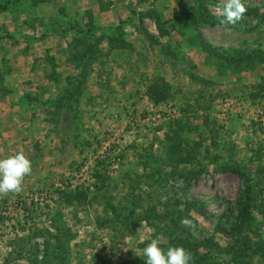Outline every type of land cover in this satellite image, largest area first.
<instances>
[{
    "label": "rangeland",
    "instance_id": "1",
    "mask_svg": "<svg viewBox=\"0 0 264 264\" xmlns=\"http://www.w3.org/2000/svg\"><path fill=\"white\" fill-rule=\"evenodd\" d=\"M243 2L234 28L195 30L173 17L194 0H0V158L32 162L0 197V264H144L152 238L190 264H264V0ZM195 31L256 58L218 64ZM154 77L170 85L156 104ZM225 167L247 174L233 231L242 185ZM184 201L205 214L188 233Z\"/></svg>",
    "mask_w": 264,
    "mask_h": 264
},
{
    "label": "trees",
    "instance_id": "2",
    "mask_svg": "<svg viewBox=\"0 0 264 264\" xmlns=\"http://www.w3.org/2000/svg\"><path fill=\"white\" fill-rule=\"evenodd\" d=\"M207 0H194L193 6L189 8H181L178 12L174 14V19L176 21L182 22L184 20L188 21L189 24L196 30V28L200 25H220L227 29H232L235 27V24H228L225 25L221 23L223 20V17L218 14H213L206 6ZM145 35L147 33L143 31ZM111 40V39H109ZM119 45L122 47L125 46V42L121 39V37L116 38ZM190 42L192 44H196L202 52H204L207 57H212L218 64L226 65L229 68H236V69H248L251 67L252 63L254 62L256 56L252 53H246V52H239L238 50H233L232 53H226L223 51H220L213 46L207 44L201 37L200 33L198 31H195V33L191 36ZM261 88V86H258ZM145 95L146 97L153 103L156 104L160 101L165 100L169 94H170V85L168 82L164 81L162 78H152L149 83L145 87ZM223 170H227L230 172L235 173L238 176V179L241 183L240 187V194L238 195L237 201H236V215L233 217V222H231L230 226L232 225V231L237 228L236 224H241L244 218L243 213V205H242V199H243V193H246L247 186H246V180H247V174L240 170L238 167H225ZM182 210L186 213V216L188 217L189 211H194L200 215H205L204 211L201 210L200 206L197 204V202L194 201H184L182 203ZM194 221V220H193ZM195 222V221H194ZM236 225L235 228H233ZM178 227L180 228V231L187 232L189 231V228L182 226L181 224H178ZM216 232L222 231V233L225 231L223 228H221L219 225L215 227ZM227 233V232H225Z\"/></svg>",
    "mask_w": 264,
    "mask_h": 264
},
{
    "label": "clouds",
    "instance_id": "3",
    "mask_svg": "<svg viewBox=\"0 0 264 264\" xmlns=\"http://www.w3.org/2000/svg\"><path fill=\"white\" fill-rule=\"evenodd\" d=\"M247 12L243 0H223L220 15L221 23L235 24ZM32 173V162L23 151L0 158V197L9 193L19 194L23 190L26 176ZM180 224L187 228H194L193 221L182 217ZM158 238H152L143 249L144 264H190L191 253L183 246H170L166 250L160 246Z\"/></svg>",
    "mask_w": 264,
    "mask_h": 264
}]
</instances>
